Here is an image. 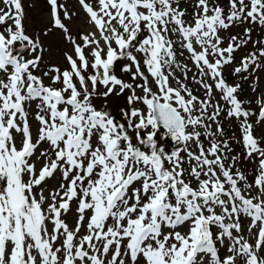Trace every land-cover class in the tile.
<instances>
[{
	"label": "snow or ice",
	"instance_id": "6c2138e0",
	"mask_svg": "<svg viewBox=\"0 0 264 264\" xmlns=\"http://www.w3.org/2000/svg\"><path fill=\"white\" fill-rule=\"evenodd\" d=\"M46 2L63 69L0 0V264H264V0Z\"/></svg>",
	"mask_w": 264,
	"mask_h": 264
},
{
	"label": "rangeland",
	"instance_id": "374dc122",
	"mask_svg": "<svg viewBox=\"0 0 264 264\" xmlns=\"http://www.w3.org/2000/svg\"><path fill=\"white\" fill-rule=\"evenodd\" d=\"M66 4L75 10L78 5L76 4V0H65ZM24 8H25V26L28 29L29 32L35 31L38 34H41V38L44 40V42L51 46L52 48V56L46 57V60H48L51 63L58 64L62 69L66 67V63L63 61V50L68 49L70 46L66 45L64 41L62 40V34L56 30L53 29L47 37H44L42 35V30L46 29L50 26V9L46 2V0H23ZM189 11L191 9L189 8ZM81 16H83V13H80ZM73 30L75 31V27H73ZM237 33L242 34V27H234L230 29L227 32H224L222 35L225 39V45L227 44L228 37L230 35H234ZM252 39H264V29H261L259 27H254V31L252 33ZM252 45L249 43L247 46L241 47L239 50L236 51L237 57L235 61L233 62V65H226L224 68V76L226 80L231 83H239L241 82V86L245 85L246 92H242L246 96L243 98V100L248 101L251 100V105H246L253 110L257 109L256 100L258 97L264 96V69L258 70L252 75L248 76L247 80H243L240 76H234L232 74V69L235 66H239L240 60L248 55L250 51H252ZM243 53V54H241ZM191 75V73L189 74ZM247 75V74H244ZM258 77V80H257ZM239 82H238V81ZM47 83V81H46ZM198 87V85L196 86ZM253 88L256 89V91H253ZM242 96V97H243ZM224 126L226 133L231 136L230 134L234 131L236 132V135L239 136V131L236 128L234 123H231L227 120L224 121ZM256 134L258 136H264V126L258 127L256 129ZM236 151L240 150L239 145L233 143L232 145ZM56 181H53L55 183ZM68 221L71 223L73 221V214H69Z\"/></svg>",
	"mask_w": 264,
	"mask_h": 264
},
{
	"label": "trees",
	"instance_id": "16d2710c",
	"mask_svg": "<svg viewBox=\"0 0 264 264\" xmlns=\"http://www.w3.org/2000/svg\"><path fill=\"white\" fill-rule=\"evenodd\" d=\"M242 88L244 87V86H241ZM242 91H243V89H241ZM244 92V91H243Z\"/></svg>",
	"mask_w": 264,
	"mask_h": 264
}]
</instances>
